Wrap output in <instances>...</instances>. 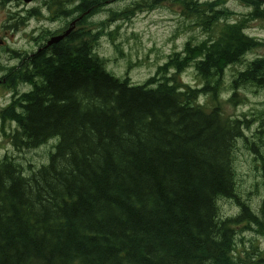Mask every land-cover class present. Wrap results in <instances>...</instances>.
<instances>
[{"label":"trees","instance_id":"trees-1","mask_svg":"<svg viewBox=\"0 0 264 264\" xmlns=\"http://www.w3.org/2000/svg\"><path fill=\"white\" fill-rule=\"evenodd\" d=\"M76 1L80 12L95 3L52 0L49 10L66 18ZM164 1L208 34L224 25L215 39L187 42L142 84L107 69L89 29L34 57L39 80L1 117L17 124L7 136L20 152L60 140L29 174L14 156L0 158V264H239L236 226L264 235V200L258 215L236 182L237 142L248 141L250 121L225 117L220 102L227 68L264 46L245 32L264 20V0H237L249 8L239 21L228 20L229 0H150ZM247 65L232 81L233 104L241 86L264 90V57ZM192 66L201 88L181 82ZM221 198L241 215H223Z\"/></svg>","mask_w":264,"mask_h":264},{"label":"rangeland","instance_id":"rangeland-1","mask_svg":"<svg viewBox=\"0 0 264 264\" xmlns=\"http://www.w3.org/2000/svg\"><path fill=\"white\" fill-rule=\"evenodd\" d=\"M91 1L95 3L87 4V9L80 13V22L84 19L87 21L80 25L81 29H89L96 34L94 51L104 59L107 69L118 77H129L135 84H142L153 76L158 67L169 60L170 55L183 51L187 42L197 44L205 39H215L221 31L219 26L224 25L221 22L208 34L173 1L160 4H153L150 0ZM51 4L52 0H33L29 4L16 0L0 6V36L7 37L9 42L13 37L26 42L32 41L31 48L35 49V40L44 31L52 32L64 26V20L54 19L62 12H55L54 9L50 11ZM76 4L79 2L69 5L72 12ZM19 5H22L23 10L32 11L29 23L20 26V29L19 26L12 28L10 13L19 10ZM226 8L232 12L228 20L248 18L246 14L249 8L242 2L229 0ZM35 11L38 14H33ZM245 32L257 41L264 42V20L250 21ZM23 41L20 43L22 46ZM7 54V49L0 48V66H5ZM258 57H264V46L257 45L249 51L242 63L232 64L227 68L220 102L225 117L241 120L247 118L250 121L249 126L244 129L248 141L242 138L237 142L236 182L240 201L260 215L264 198V164L261 159V155L264 156V90L250 85L241 86L237 90L236 104L229 101L234 93L231 86L234 77ZM180 79L194 87L201 88L204 84L194 66L189 67ZM31 88L26 86L21 91L26 92ZM9 91L0 87V158L5 154L14 156L29 174L30 165L39 169L43 164L49 163L50 154L55 152L60 138H53L42 146L18 151L7 136L16 131L17 124L1 117V111L8 106L11 97ZM200 100L202 103L212 104L209 96H201ZM251 146L255 149L252 150ZM219 205L225 216L239 217L242 213V206L233 199L221 198ZM236 230V261L239 264H264V235L259 232V227L243 222L236 226Z\"/></svg>","mask_w":264,"mask_h":264},{"label":"flooded vegetation","instance_id":"flooded-vegetation-1","mask_svg":"<svg viewBox=\"0 0 264 264\" xmlns=\"http://www.w3.org/2000/svg\"><path fill=\"white\" fill-rule=\"evenodd\" d=\"M19 7V10H13L14 16L12 17L13 20H11L13 23L10 25L12 28L19 26L18 29H20V26H24V24L27 25V23H29L28 21L31 16L30 13L32 11L23 10L22 5H19ZM75 8V13L65 16L66 18H54L64 20V26L56 31H44L40 37L35 40V49L31 48L32 41L26 42V40H17L13 37L9 42L7 37L0 36V39L4 40V43L0 44V48L7 49L8 51L5 66H0V87L10 90L9 92L11 93L8 105L25 92L21 91L22 88L26 86L32 87V85L39 80V78L35 77L33 74V67L38 63L37 59L34 57L37 54L45 55L57 44L69 39L73 33L80 29L79 23L81 12L79 9L75 10ZM70 28L71 31L63 39L53 43L52 45L48 44L49 40H51L54 36L64 35ZM22 41L24 42V46L20 44Z\"/></svg>","mask_w":264,"mask_h":264},{"label":"water","instance_id":"water-1","mask_svg":"<svg viewBox=\"0 0 264 264\" xmlns=\"http://www.w3.org/2000/svg\"><path fill=\"white\" fill-rule=\"evenodd\" d=\"M25 3H31L33 0H23ZM71 31V28L64 34V35H60V36H54L51 40H49L48 44L52 45L53 43H56L58 41H60L61 39H63L69 32ZM4 40L0 39V44H3Z\"/></svg>","mask_w":264,"mask_h":264}]
</instances>
